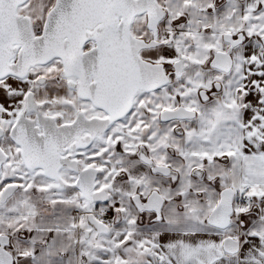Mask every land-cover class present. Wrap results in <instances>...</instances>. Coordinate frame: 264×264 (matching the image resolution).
Instances as JSON below:
<instances>
[{
  "label": "snow or ice",
  "instance_id": "snow-or-ice-1",
  "mask_svg": "<svg viewBox=\"0 0 264 264\" xmlns=\"http://www.w3.org/2000/svg\"><path fill=\"white\" fill-rule=\"evenodd\" d=\"M0 264H264V0H0Z\"/></svg>",
  "mask_w": 264,
  "mask_h": 264
}]
</instances>
